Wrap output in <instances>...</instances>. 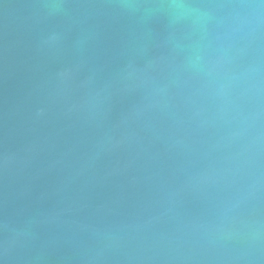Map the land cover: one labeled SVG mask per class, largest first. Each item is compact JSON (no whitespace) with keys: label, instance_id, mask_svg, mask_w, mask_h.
<instances>
[{"label":"water","instance_id":"1","mask_svg":"<svg viewBox=\"0 0 264 264\" xmlns=\"http://www.w3.org/2000/svg\"><path fill=\"white\" fill-rule=\"evenodd\" d=\"M0 264H264V0H0Z\"/></svg>","mask_w":264,"mask_h":264}]
</instances>
